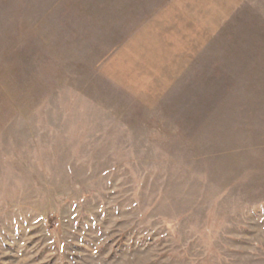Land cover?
<instances>
[{
  "label": "rangeland",
  "instance_id": "374dc122",
  "mask_svg": "<svg viewBox=\"0 0 264 264\" xmlns=\"http://www.w3.org/2000/svg\"><path fill=\"white\" fill-rule=\"evenodd\" d=\"M215 2L0 0V264H264V0Z\"/></svg>",
  "mask_w": 264,
  "mask_h": 264
},
{
  "label": "crops",
  "instance_id": "0c3cea01",
  "mask_svg": "<svg viewBox=\"0 0 264 264\" xmlns=\"http://www.w3.org/2000/svg\"><path fill=\"white\" fill-rule=\"evenodd\" d=\"M212 1H213V2H215V1H216L215 3H218L220 0H215V1H214V0H212ZM208 4H209V3H208ZM209 5H210V4H209ZM232 6H233V5H231V6H230V8H231ZM168 7H169V6H168ZM172 8H173V6H172V7L170 6L169 10H171ZM207 8H208V11H209V6H207ZM222 8H223V7H222ZM223 9H225V10H226V7H224ZM231 9H232V8H231ZM209 16H210V15H208V17H209ZM170 21H172V20L170 19ZM170 24H171V23H170ZM171 40H173L174 42H176V40H175L174 38H173V39L171 38ZM174 49H175L174 51H176V52H177V48H176V47H174ZM176 56H177V55H176ZM184 64H185V63H184ZM177 66H178V64H174V67H177ZM176 73H177V72H176ZM160 90H162V88H161V87H160Z\"/></svg>",
  "mask_w": 264,
  "mask_h": 264
}]
</instances>
